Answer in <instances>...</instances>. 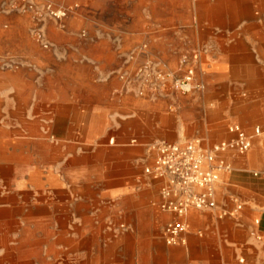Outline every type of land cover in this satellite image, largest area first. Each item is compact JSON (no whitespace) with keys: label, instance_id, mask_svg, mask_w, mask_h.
<instances>
[{"label":"crops","instance_id":"crops-1","mask_svg":"<svg viewBox=\"0 0 264 264\" xmlns=\"http://www.w3.org/2000/svg\"><path fill=\"white\" fill-rule=\"evenodd\" d=\"M48 1L54 0H0V58L22 63L12 75L47 82L39 91L11 89L2 95L10 100L0 102V123L56 135L65 185L68 175L78 187L84 171L108 164L109 193L138 195L142 202L147 189H155L152 206H157L158 181L143 172L152 163L153 143L198 140L210 146L231 137V124L250 131L264 121V29L253 10L239 9L244 0H212L215 4L198 11L138 0L149 47L80 37L82 14L103 31L99 19L119 13L117 0H85L87 6L59 25L52 19L40 23L36 12L25 8ZM36 29L43 31L48 48L33 38ZM184 52L198 54L203 91L147 89L137 77L149 60L169 69ZM219 157L230 168L216 183L217 207L189 210L184 243L162 246L154 264H235L237 257L263 256L264 242L256 236L264 237V134L244 153L230 150ZM122 182L127 184L121 187ZM222 209L233 215L218 217ZM148 259L142 255L140 264H150Z\"/></svg>","mask_w":264,"mask_h":264},{"label":"rangeland","instance_id":"rangeland-1","mask_svg":"<svg viewBox=\"0 0 264 264\" xmlns=\"http://www.w3.org/2000/svg\"><path fill=\"white\" fill-rule=\"evenodd\" d=\"M161 2L167 8L177 5L180 11L192 7L198 11L215 4L212 0ZM48 3L57 9H68L67 15L61 19L46 15L44 6ZM34 4L31 10H42L43 16L36 17L40 23L52 19L58 25L66 18L71 19L80 7L88 5L85 0ZM115 4L120 7L119 13L99 19L103 31L98 30L93 17L82 14L80 37L84 41L147 43L149 47L148 36L143 34L144 18L139 15V1L117 0ZM238 7L243 11L253 10L258 27L264 29V0H244ZM195 20L200 24V19ZM35 31L33 38L40 43ZM112 31L115 34H111ZM193 54L197 52L182 53L176 65L169 69L149 61L158 70L181 76L185 70L181 63L183 55L190 58ZM197 63L198 60L195 79L200 81ZM21 68L19 61L15 66L0 63V72L7 75L0 76V102L10 100L1 97L11 89L26 93L39 91L47 84L41 79L12 75ZM161 86L172 89L170 79L158 87ZM146 88L154 89L147 85ZM41 132L33 128L31 132L20 131L8 122L0 123V264H140L146 253L148 263L154 264L155 251L166 246L161 231L168 218L155 204L152 206L156 201L155 189L148 188L142 202L138 195L129 199L124 193H109L108 164L92 172L84 171L78 187L68 175L65 185L62 183L65 177L59 176L58 138L48 130ZM125 184L122 182L120 186ZM245 260L247 264H264V253L261 259Z\"/></svg>","mask_w":264,"mask_h":264},{"label":"built area","instance_id":"built-area-1","mask_svg":"<svg viewBox=\"0 0 264 264\" xmlns=\"http://www.w3.org/2000/svg\"><path fill=\"white\" fill-rule=\"evenodd\" d=\"M25 6L34 9L32 4ZM41 11H35L37 17L43 16ZM44 12L55 19H61L67 15L68 9H57L48 3L44 6ZM35 36L42 47H49L41 30L37 29ZM197 60V54L190 58L183 55L181 63L185 70L181 76L158 70L152 63L141 65L136 75L145 85L154 89L170 79L172 89L180 93L202 91L204 83L195 79ZM0 63L3 66L17 65V61L9 57L0 58ZM227 130L231 134L230 138L210 146H203L198 140L157 141L150 146L154 151L153 160L144 167L143 172L158 181L157 208L170 215L161 231L165 244L184 243V235L188 231L184 217L189 210L212 211L217 207L215 186L220 172L230 168L219 155L230 150L237 153L247 151L252 139L264 134V121L256 124L250 131L244 130L238 124L229 125ZM236 209H240V204H237ZM226 215H233V212L222 209L217 213L218 217ZM256 238L264 242L263 236L257 235ZM235 264L247 263L244 257H237Z\"/></svg>","mask_w":264,"mask_h":264}]
</instances>
